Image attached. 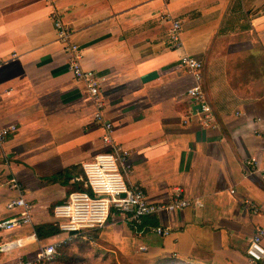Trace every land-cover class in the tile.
I'll return each instance as SVG.
<instances>
[{
	"label": "crops",
	"instance_id": "crops-1",
	"mask_svg": "<svg viewBox=\"0 0 264 264\" xmlns=\"http://www.w3.org/2000/svg\"><path fill=\"white\" fill-rule=\"evenodd\" d=\"M52 13L72 31L82 67L105 78L110 146ZM173 21L181 23L176 50ZM181 55L202 63L210 127L196 116L184 122L196 108L187 96L195 80ZM11 125L0 145V221L21 212L7 209L21 195L31 222L0 231V264L32 260L56 239L35 228L53 225L54 205L83 189L81 164L114 145L129 155L127 185L141 186L151 202L179 188L192 205L146 218L139 233L112 212L89 233L93 245L79 243L116 264H253L246 249L264 230V0H0V128ZM250 159L253 174L244 167ZM153 226L171 233L157 236Z\"/></svg>",
	"mask_w": 264,
	"mask_h": 264
},
{
	"label": "built area",
	"instance_id": "built-area-1",
	"mask_svg": "<svg viewBox=\"0 0 264 264\" xmlns=\"http://www.w3.org/2000/svg\"><path fill=\"white\" fill-rule=\"evenodd\" d=\"M51 20L57 33V40L63 51L69 56V70L73 78L80 82L94 108V119L105 130L102 142L111 145L113 126L105 119V98L102 86L105 78L95 71L84 69L81 65V48L71 41L72 31L64 26L57 13H52ZM181 23L173 21L169 30L170 47L174 50L181 47ZM179 65L192 74L195 84L188 89L187 96L195 110L191 111L185 123L192 117H197L202 127L212 126L214 119L211 107L206 101L201 87L202 63L188 55H181ZM15 126L0 128V145L15 132ZM128 153L119 145H114L109 151L96 154L92 159L81 164L83 190H74L66 199L52 208L53 226L58 230L55 240L43 246L32 260L21 261L18 264H42L55 259L57 250L72 242L82 239L94 244L90 232L104 227L112 212L120 215L123 220L139 233L145 227L144 221L150 216L163 212L183 210L192 205L184 196L182 189H176L172 199L166 202H151L145 191L139 185H127L124 173L129 171L127 165ZM247 174L259 171L254 159L245 161ZM264 177V166L260 170ZM10 188L19 190L15 180L10 181ZM253 213L258 209L247 202ZM198 205V204H196ZM8 210L20 209V213L12 219L0 221V231H10L16 227L31 222V206L19 195L7 203ZM151 231L157 236L166 237L171 230L162 226H153ZM263 229H256L246 249V255L253 264H264V247L261 243Z\"/></svg>",
	"mask_w": 264,
	"mask_h": 264
},
{
	"label": "rangeland",
	"instance_id": "rangeland-1",
	"mask_svg": "<svg viewBox=\"0 0 264 264\" xmlns=\"http://www.w3.org/2000/svg\"><path fill=\"white\" fill-rule=\"evenodd\" d=\"M82 246L84 250L79 245L59 250V264H116V261L98 246Z\"/></svg>",
	"mask_w": 264,
	"mask_h": 264
},
{
	"label": "trees",
	"instance_id": "trees-1",
	"mask_svg": "<svg viewBox=\"0 0 264 264\" xmlns=\"http://www.w3.org/2000/svg\"><path fill=\"white\" fill-rule=\"evenodd\" d=\"M75 190H83L81 187H78L77 189ZM35 234L38 236V237H42V238H45V237H50V236H54L56 234H58V230L51 224H45V225H41V226H38L35 228ZM80 241L78 239L74 240L73 242L71 243H68L64 246H62L61 248H59L57 250V253H56V256H55V259L53 261H51V263L49 264H55V263H59V250H61L62 248L63 249H67L69 248L70 246H75V245H79L80 247H82V250H84V246L82 245H85L83 243H79ZM85 252V251H84ZM85 254V253H84ZM163 264H176V263H173V262H170V261H166L165 263Z\"/></svg>",
	"mask_w": 264,
	"mask_h": 264
}]
</instances>
